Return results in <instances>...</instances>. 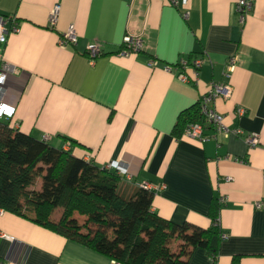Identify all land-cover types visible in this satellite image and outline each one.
<instances>
[{
    "label": "crops",
    "instance_id": "0c3cea01",
    "mask_svg": "<svg viewBox=\"0 0 264 264\" xmlns=\"http://www.w3.org/2000/svg\"><path fill=\"white\" fill-rule=\"evenodd\" d=\"M0 0V14L20 30L0 45V66L14 72L7 100L17 108L10 127L104 168L128 166L123 191L164 185L152 212L174 224L208 229L218 214L226 236L213 262L195 249L191 264H264V0L244 25L237 0ZM60 12L54 28L53 8ZM188 14L187 18L184 14ZM70 28L77 44L61 40ZM143 35L145 49L120 56L124 36ZM102 55L90 61L87 48ZM204 58L198 77L180 82L163 69L181 58ZM236 58L229 80L228 60ZM151 60L158 62L150 67ZM230 82L229 98L212 107L224 125L256 134L259 145L207 126L202 142L173 129L214 83ZM244 109L243 116L238 110ZM237 160V161H236ZM115 171V170H111ZM227 178H230L227 181ZM41 179L40 188L41 189ZM34 190V189H32ZM226 202L221 203L220 198ZM0 264H113L114 260L18 215H0Z\"/></svg>",
    "mask_w": 264,
    "mask_h": 264
},
{
    "label": "trees",
    "instance_id": "16d2710c",
    "mask_svg": "<svg viewBox=\"0 0 264 264\" xmlns=\"http://www.w3.org/2000/svg\"><path fill=\"white\" fill-rule=\"evenodd\" d=\"M197 103L173 129L178 140L191 124H203ZM40 178V190H30ZM124 178L14 130L0 120V209L82 244L119 264H191L201 248L217 259L222 232L211 215L208 229L174 224L153 213L154 192L123 191ZM62 213L57 217L56 211ZM76 214L84 217L81 222ZM173 240L181 242L172 251Z\"/></svg>",
    "mask_w": 264,
    "mask_h": 264
},
{
    "label": "built area",
    "instance_id": "2783aa9c",
    "mask_svg": "<svg viewBox=\"0 0 264 264\" xmlns=\"http://www.w3.org/2000/svg\"><path fill=\"white\" fill-rule=\"evenodd\" d=\"M173 5H178L177 0H168ZM255 0H237L236 3V13L239 16V21L244 25L247 17L252 12L254 7ZM187 0H183V5L186 6ZM60 6L56 5L49 18V25L51 28H54L59 17ZM188 14H184V17L187 18ZM20 26L16 16L12 15H2L0 14V45L7 43L10 35L19 32ZM78 36L73 28L64 34L62 37V44L65 46H74L77 44ZM145 49V43L143 35H133L128 33L123 38L122 46L119 51V55L123 57H129L133 54H138ZM87 55L90 58V61H94L96 58L102 55V48L100 45L93 44L88 46ZM236 58H230L228 60V71L225 74L227 80L231 78V74L235 68ZM158 62L156 60H151L149 63L150 67H156ZM204 65V58L196 57L193 59L181 58L176 64H165L163 69L168 73H174L177 79L182 83H187L190 81V77L187 73L188 69H192L193 75L198 77L199 71ZM14 70L7 64H2L0 66V120L11 119L15 116L17 108L14 105H11L8 100V88L7 81ZM232 86L230 82L224 84L214 83L211 85L208 92L200 99V112L204 119L203 124H191L187 127L184 132V136L190 137L193 139H198L202 142H205L211 139V136L205 134V129L207 126L213 128L217 133H223L226 136L233 134L236 137H243L245 142L249 147H256L259 145V138L256 134H244L240 129L230 130L223 123V116L220 115L215 108L212 107L213 102L218 97H223L225 99L229 98L232 94ZM245 114L244 109L238 110V115L243 116ZM237 161V160H236ZM107 170H115L120 176L128 177V166L120 162H112L108 166L104 167ZM230 178H227L229 181ZM141 188L149 191H160L164 188V185L154 186L149 183H144L140 185ZM221 203L226 202L225 197L220 198ZM256 208H264L263 202H258ZM3 213V210L0 209V215ZM216 225L219 226V220H217ZM0 237L11 239L5 234H0ZM222 239H226V236L222 234ZM113 264H119L116 261L112 262Z\"/></svg>",
    "mask_w": 264,
    "mask_h": 264
},
{
    "label": "rangeland",
    "instance_id": "374dc122",
    "mask_svg": "<svg viewBox=\"0 0 264 264\" xmlns=\"http://www.w3.org/2000/svg\"><path fill=\"white\" fill-rule=\"evenodd\" d=\"M40 188V178H37L35 183L30 187L31 189L38 190ZM62 213L61 210L56 211V216L58 217ZM76 217L83 222L85 220L84 217H81L76 214ZM181 242L179 240H173L172 243L169 245L172 251H178Z\"/></svg>",
    "mask_w": 264,
    "mask_h": 264
}]
</instances>
